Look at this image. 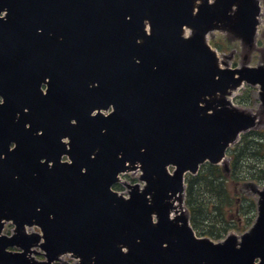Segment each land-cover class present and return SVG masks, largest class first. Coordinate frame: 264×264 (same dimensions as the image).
Returning a JSON list of instances; mask_svg holds the SVG:
<instances>
[{
	"label": "water",
	"instance_id": "95a60500",
	"mask_svg": "<svg viewBox=\"0 0 264 264\" xmlns=\"http://www.w3.org/2000/svg\"><path fill=\"white\" fill-rule=\"evenodd\" d=\"M261 16L260 0H0V264H264V189L241 237L197 236L183 209L185 174L260 123L228 97L258 84L264 109V62L221 67L207 35L252 49ZM137 169L143 188L113 189Z\"/></svg>",
	"mask_w": 264,
	"mask_h": 264
},
{
	"label": "flooded vegetation",
	"instance_id": "af4514ba",
	"mask_svg": "<svg viewBox=\"0 0 264 264\" xmlns=\"http://www.w3.org/2000/svg\"><path fill=\"white\" fill-rule=\"evenodd\" d=\"M259 108L260 111L256 110L261 118V124L259 126L264 128V112L261 105H259ZM260 134L261 130L259 132L252 131L245 133L235 144H232L227 149L221 163L213 164L209 161L202 163L199 170L191 176L193 181V192H195L196 188L200 185V179L208 177L212 169L218 171V173L214 175H216V178L224 183L226 187V195L233 203L223 207L226 225L223 227L224 233L221 238H226L231 234L241 237L251 228L259 215V192L264 189V185L262 186L264 183V160L259 158L258 150L252 151L250 147L251 143L256 144L264 142V139L257 138L262 136ZM246 180L249 182L242 184V186L246 185L248 187V193L239 189L242 188L240 184L245 183ZM255 182H257L258 185L261 184V188L255 185ZM232 183L234 187L232 190L228 189V184L230 186ZM238 192L242 195H237ZM13 228V224L8 222L5 224L2 232L4 235L10 236L13 234ZM202 235L206 234H201V236ZM210 237L214 238L213 236ZM215 239L217 240V238ZM10 250L17 251V248H10ZM39 254L42 253H37V255Z\"/></svg>",
	"mask_w": 264,
	"mask_h": 264
},
{
	"label": "rangeland",
	"instance_id": "374dc122",
	"mask_svg": "<svg viewBox=\"0 0 264 264\" xmlns=\"http://www.w3.org/2000/svg\"><path fill=\"white\" fill-rule=\"evenodd\" d=\"M261 4L263 7V14L261 17V25L259 26V35H258V39H257V45L252 52H250L246 46L245 47L243 46L241 40L237 39L236 37H234L232 34H230L228 32L216 30V31L211 32L208 35V41L214 47V49H216L218 51V55L220 56L221 61H225L226 63H228L232 67L241 66L242 64H244L245 57L248 60V64L251 66L258 65L259 63L262 62V59L264 56V0H261ZM186 33L189 34L190 30L187 29ZM222 66H224V64H222ZM245 91H249V93H247V94H249L250 103H247V104L239 103L236 99V96L239 97V95H242V93L244 94ZM258 92H259V86L244 84V86L242 88H240L237 92H235V94L233 96V101L236 104V106H238L240 108H247V109L254 110V111H256V110L260 111L259 110L260 109L259 108L260 100L258 98ZM256 130L257 131H260V130L264 131V128L259 126L258 128H256ZM262 159L264 160V157ZM138 176H139V173H136V172L135 173L130 172L126 175H122L123 181L119 184V187H116L115 190L120 192V193L127 195L128 191H127V188L123 182L128 181V182L134 183V181H132V179L134 178V179L138 180ZM247 182H249V181L246 180L245 183H241L240 187H242V188H239V189H242V191L246 192V193L249 192V191H247L248 187L246 185L242 186V184H246ZM255 185H258L257 182H255ZM263 185H264V183L262 184V186ZM233 187H234V184L232 183L230 186L228 184L227 188L232 190ZM258 187L261 188V184H259ZM237 195L241 196L242 194L240 192H238ZM29 230H31V229L29 228ZM32 230L37 231L39 229L37 227H33ZM202 236L211 238L207 234L202 235ZM212 239L216 240L215 238H212ZM217 239H219V238H217ZM34 256L38 260H44L45 259L44 255H42V254L34 255ZM63 258L65 260L73 261L69 255L63 256Z\"/></svg>",
	"mask_w": 264,
	"mask_h": 264
},
{
	"label": "trees",
	"instance_id": "16d2710c",
	"mask_svg": "<svg viewBox=\"0 0 264 264\" xmlns=\"http://www.w3.org/2000/svg\"><path fill=\"white\" fill-rule=\"evenodd\" d=\"M240 102L250 103L249 94L240 97ZM257 138H262L261 133ZM250 149L259 152V158L264 157V142L253 144ZM218 171L211 170L208 177L200 179V185L193 192L192 179L188 176L186 206L190 213V218L198 234H209L214 238H221L224 233L223 227L226 225L223 207L233 203L226 195L224 183L216 178ZM211 204H209V203Z\"/></svg>",
	"mask_w": 264,
	"mask_h": 264
}]
</instances>
